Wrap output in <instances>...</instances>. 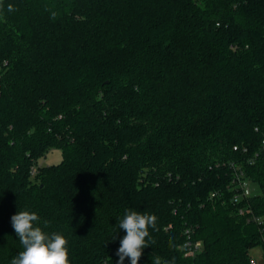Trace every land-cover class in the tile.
Here are the masks:
<instances>
[{"label":"trees","instance_id":"1","mask_svg":"<svg viewBox=\"0 0 264 264\" xmlns=\"http://www.w3.org/2000/svg\"><path fill=\"white\" fill-rule=\"evenodd\" d=\"M126 208L157 217L138 264H264V0H0V264L18 210L117 264Z\"/></svg>","mask_w":264,"mask_h":264},{"label":"clouds","instance_id":"2","mask_svg":"<svg viewBox=\"0 0 264 264\" xmlns=\"http://www.w3.org/2000/svg\"><path fill=\"white\" fill-rule=\"evenodd\" d=\"M56 13H52L55 19ZM11 226L19 239L23 250L11 259L10 264H70L67 239L60 233L45 232L39 225L37 213L27 210L19 211L11 216ZM157 230V217L154 214L141 213L126 208L119 221V230L126 234L120 239L116 250L119 258L117 264H124L129 259L130 264H138L143 250L155 243L149 229ZM110 259V258H109ZM173 258L172 264H174ZM152 264H169L160 257H154Z\"/></svg>","mask_w":264,"mask_h":264},{"label":"built area","instance_id":"3","mask_svg":"<svg viewBox=\"0 0 264 264\" xmlns=\"http://www.w3.org/2000/svg\"><path fill=\"white\" fill-rule=\"evenodd\" d=\"M231 169H233V178H232V188L235 193L233 196V201L237 205L238 213L241 216H245L247 214H251V209L248 206H241V202L249 200L251 196H253V189L251 181L246 177L244 171L236 166L235 164H231ZM36 173V169L32 170V174ZM257 222H260V219L255 217L254 219ZM190 231L188 230L187 233ZM190 237V233H189ZM202 247L201 242H196L192 244L191 242L187 243L188 251L186 252L187 256H194L195 253ZM253 264H257V261L253 260Z\"/></svg>","mask_w":264,"mask_h":264},{"label":"rangeland","instance_id":"4","mask_svg":"<svg viewBox=\"0 0 264 264\" xmlns=\"http://www.w3.org/2000/svg\"><path fill=\"white\" fill-rule=\"evenodd\" d=\"M62 161V152L60 150H53L50 151L45 157L41 158L38 162L39 166H48V165H55L59 164ZM253 192L258 193L259 189L256 186H252ZM251 255L253 259L260 264L263 260V250L262 248L256 247L251 250Z\"/></svg>","mask_w":264,"mask_h":264}]
</instances>
